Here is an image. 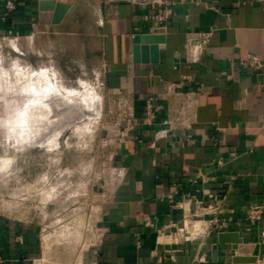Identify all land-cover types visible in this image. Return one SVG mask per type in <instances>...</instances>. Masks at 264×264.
Masks as SVG:
<instances>
[{
	"label": "crops",
	"instance_id": "obj_1",
	"mask_svg": "<svg viewBox=\"0 0 264 264\" xmlns=\"http://www.w3.org/2000/svg\"><path fill=\"white\" fill-rule=\"evenodd\" d=\"M159 26L158 61L134 62V35ZM0 39L21 54L75 57L102 86L110 167L90 193L103 235L87 264H227L237 250L219 232L174 240L191 196L230 210L219 214L225 232L259 242L264 260V212L246 218L264 202V0H76L57 25L38 21V0H0ZM49 205L37 218L0 199V264L80 256L79 238L44 239L61 220Z\"/></svg>",
	"mask_w": 264,
	"mask_h": 264
},
{
	"label": "rangeland",
	"instance_id": "obj_2",
	"mask_svg": "<svg viewBox=\"0 0 264 264\" xmlns=\"http://www.w3.org/2000/svg\"><path fill=\"white\" fill-rule=\"evenodd\" d=\"M14 48L10 40L0 39V88H3L0 89V199H4L7 204H20L23 210H28L29 207L35 208L34 210L37 218L43 216L45 212L44 206L50 204L49 213L53 211L55 215L54 219L61 218V220L51 224V226L45 227L44 233H52V238L54 240H65L67 244H72L79 238L78 248L80 250L85 241H87V237L91 240L92 236L90 230L91 226L89 225V215L92 210V195L90 193L97 183H100L101 178L108 175L110 167L107 160L108 152L104 149V142L107 141V136L102 134L105 128L104 126H107L109 123L102 120L101 111V114L98 115L97 111L94 110L96 108L90 107L91 109L88 110L90 104L93 103L96 105L94 100L93 102L91 101L92 103H89V106L86 105L87 110L81 106L82 104H86L87 99H91L90 97L94 95V93L96 96L98 94L102 96V86L96 79V75L91 70H86L75 57L71 59L56 56L51 57L47 56L44 50L42 55H35L33 53L21 54L17 48H15L16 50ZM18 67L24 68L21 69ZM17 70L22 71V73ZM43 70H47V72L50 71L48 74L50 73L51 76L54 74L57 81L53 78L52 83L55 85H48V90H44V92L38 93L34 88L37 94L34 92L35 90L32 89V87H34L32 84H34L36 81L35 79L38 78L37 73ZM23 72H25L24 74L26 75L28 74L27 76L22 75L24 80L23 78L20 79L22 77L20 74H23ZM1 74H3V76ZM30 77L33 79H29ZM9 80L11 82H9ZM17 80H20V82ZM8 83L11 84L9 85ZM60 84H62V86ZM53 87L55 89H53ZM21 88H23V90ZM56 88L58 92H56L57 95L63 92L61 94L62 97L56 96L54 93ZM16 90H18V92ZM30 90H34L31 93L39 98H37V102H39L42 96L44 98L46 95L45 97H48V99L44 98V100L46 99L45 101H49L52 105L49 106V108L45 107L49 109V111H46L44 110L45 108L41 106V103L33 102L31 104V106H33H30L31 112L37 115L36 112L40 110L38 113L40 112L44 117V113L42 112L45 111L48 113H45L48 115L47 120L50 121L46 122V116V118L43 119L42 117V119L39 120L40 122L43 120L44 123H42V125L46 126L42 128V125H40L41 129H37L36 134L39 133L38 136L41 135L43 137H39L42 139L41 143L35 142L33 144H26L25 142H16L18 137L15 138V135L18 136L19 132L22 130H18V132L17 130H10L14 124L6 122L5 118L12 117L13 115L17 118L21 115L25 108L23 103H29L27 100L33 97V95L31 96L30 94ZM22 92L25 93L23 94ZM66 93L72 95L80 93L82 99H78V102L74 98L76 101H74V104H72L69 109L68 107L61 109L62 107L59 104L67 100ZM49 94L51 96L54 94V97H58L61 102L56 100L57 98H52ZM63 96L66 97L65 100ZM5 97L9 102L5 101ZM51 98L56 100V103L54 101L53 104ZM22 99H24L25 102L22 101ZM13 100H15L14 102L16 103L21 101V103L19 102V105L14 107L10 105ZM41 102H43V100ZM75 102H78L79 105ZM93 104L92 106H95ZM58 106L61 110H58ZM52 107L54 111H52V109L50 111ZM35 114H33V116ZM1 120L5 123L1 122ZM35 123L37 124L39 122ZM20 125L23 124L20 123ZM44 129L46 131H44ZM55 135L57 136L55 140H53ZM23 143L25 144L22 146L21 144ZM86 214L87 218L85 217ZM95 216L96 214L93 215V217ZM77 220H79L78 224L76 223ZM93 228L95 229L96 227L93 225ZM55 232L59 234L56 236ZM76 258L77 256L73 258L71 263L75 262Z\"/></svg>",
	"mask_w": 264,
	"mask_h": 264
},
{
	"label": "built area",
	"instance_id": "obj_3",
	"mask_svg": "<svg viewBox=\"0 0 264 264\" xmlns=\"http://www.w3.org/2000/svg\"><path fill=\"white\" fill-rule=\"evenodd\" d=\"M7 7L11 9V6L9 5ZM252 65L255 67H260L261 64L258 62H254L252 63ZM146 106L148 109H151L152 106L151 99L147 100ZM201 179L203 182H207L210 180V178L206 175H201ZM207 196L209 200L214 199V193L212 192L208 193ZM192 201L196 205V208L194 210L191 208V204H190V202ZM206 202L207 201H205V199H197L191 196L189 198H186L185 202H181L180 204H178L183 208L184 212H183V222L181 224H173L175 226V230L173 234L175 241L178 240L184 242L194 241V240L202 239L208 236L209 234H212V232L214 231L220 233V232H225L228 229V223L230 219H221L219 217V214L223 212H231V211L224 210L221 205H215L211 202L209 203ZM94 211L95 210H92L93 224L90 225L91 226L90 229L95 235V240L91 241L87 237V241H85L83 247L80 250V253L81 252L82 253L75 260V262L69 264H87L85 260L89 258L87 256L89 250H91V248L97 244L98 239L101 238V236L103 235L102 230L98 228L96 225L97 223V221L95 220L96 216L93 217V215L96 214V212ZM263 212H264V202L260 204H253L246 211V218L252 222L256 220H261ZM93 225H96V229L93 228ZM55 233L56 236L59 234L57 232ZM88 233H89V228H88ZM51 237H52L51 233H44L45 240H49ZM256 263L264 264V260H258Z\"/></svg>",
	"mask_w": 264,
	"mask_h": 264
},
{
	"label": "water",
	"instance_id": "obj_4",
	"mask_svg": "<svg viewBox=\"0 0 264 264\" xmlns=\"http://www.w3.org/2000/svg\"><path fill=\"white\" fill-rule=\"evenodd\" d=\"M76 0H38V21L41 24H60ZM166 42V28L155 27L150 32L136 34L133 37V60L136 63H155L159 59L160 44ZM264 184V175L258 177ZM220 242H232L237 250L227 264H256L259 259L261 244L247 243L239 232H220Z\"/></svg>",
	"mask_w": 264,
	"mask_h": 264
},
{
	"label": "bare ground",
	"instance_id": "obj_5",
	"mask_svg": "<svg viewBox=\"0 0 264 264\" xmlns=\"http://www.w3.org/2000/svg\"><path fill=\"white\" fill-rule=\"evenodd\" d=\"M15 47V46H14ZM18 68H21V67H18ZM22 68H24V67H22ZM21 68V69H22ZM17 69V68H16ZM15 69V70H16ZM43 69V68H42ZM26 70V69H25ZM47 70H48V68H47ZM47 70H43V71H41V72H38L37 73V75H38V78L37 79H35L36 81H35V85L34 84H32L34 87H32V89H36L37 91H38V93L39 92H44V90H48V85H52V84H54V83H52V81H53V78H54V80L55 81H57L56 79H55V75H54V77H53V75L51 76V74L49 73L48 74V72H50V71H48L47 72ZM17 71H20V70H17ZM16 71V72H17ZM53 71V70H52ZM51 71V72H52ZM21 73H22V71H20ZM26 72V71H25ZM25 72H23V74H20L21 76L23 75V76H27L26 74H24ZM28 73H30V72H28ZM53 73V72H52ZM16 74V73H15ZM2 76H3V74H1ZM14 75V74H13ZM36 75V74H35ZM34 75V76H35ZM17 76H18V73H17ZM21 77L20 79H22L23 78V80H24V77ZM33 76V77H34ZM13 77V76H12ZM20 77V76H19ZM11 78V77H10ZM32 77H30L29 79H31ZM36 78V77H35ZM17 79H18V77H17ZM27 79V78H26ZM33 79V78H32ZM11 80V79H10ZM9 80V82H11ZM28 80V79H27ZM13 81V80H12ZM17 81H19L20 82V80H17ZM30 81V80H29ZM29 81H27V82H29ZM54 81V82H55ZM22 82V81H21ZM31 82V81H30ZM25 83V82H24ZM9 85L11 84V83H8ZM14 84V83H13ZM18 84V83H17ZM28 84V83H27ZM22 85V84H21ZM55 85V84H54ZM61 86H62V84H60ZM24 86V85H23ZM22 86V87H23ZM57 86V85H56ZM12 87V86H11ZM10 87V88H11ZM20 87V86H19ZM52 87V86H51ZM13 88V87H12ZM24 88V87H23ZM23 88H21L22 90H23ZM47 88V89H46ZM61 88V87H60ZM0 89H3V88H0ZM5 89V88H4ZM26 89V88H25ZM31 89V88H30ZM34 89V90H35ZM53 89H55L54 87H53ZM63 89V88H62ZM9 90V89H8ZM14 90V89H13ZM21 90V91H22ZM34 90H30V94H31V96L33 95V97L32 98H29L27 101H29V103H23L24 104V110H23V112L21 113V115H19L17 118L16 117H14V115L12 116V117H7V118H5V121L6 122H9V123H12V124H14L11 128H10V130H17V132H18V130H25V131H21V132H19V134H18V136L17 135H15V138H17L18 137V140L16 141V142H25L26 144L27 143H31V144H33V143H35V142H40L41 143V141H42V139H40L42 136L41 135H39L38 136V134H36L37 133V129L38 130H40L41 129V127L42 128H44V127H46V126H43L42 125V123H44L43 122V120L40 122L39 120H41L42 119V115H41V113L39 112L38 113V111H40V110H38L36 113H37V115L34 113V112H31V107H33V106H31V104L33 103V102H37V100L39 99L37 96H35L34 94H32L31 92L32 91H34ZM36 90L34 91V92H36ZM61 90V89H60ZM15 91V90H14ZM17 92H18V90H16ZM21 91H20V93H21ZM50 91V90H49ZM59 91V90H58ZM63 91V90H62ZM69 91V90H68ZM68 91H65V92H68ZM74 91V90H73ZM11 92H13V91H11ZM26 92V91H25ZM24 92V93H25ZM57 88H56V90H55V94H56V96H61L62 97V93L60 94L59 93V95H57ZM60 92V91H59ZM72 92V91H71ZM76 92H78V91H76ZM8 93H9V91H8ZM16 93V92H15ZM23 93V92H22ZM23 93V94H24ZM37 93V92H36ZM37 93V94H38ZM52 93V92H51ZM69 93H70V91H69ZM72 93H74V92H72ZM12 94H14V93H12ZM19 94V93H18ZM67 95V100H65V96H63V98H64V100H65V102L63 101V102H61L59 99H58V97H54L55 95L54 94H52L53 96H51L50 94V96L53 98H55L56 100H58V101H60L61 102V104H59L61 107V109H64V107H68V109L70 108V106H72V104H74V101H78L79 102V100L78 99H82V95L79 93V94H77V95H72V94H68V93H66ZM74 94H76V93H74ZM11 95V94H10ZM45 95V94H44ZM22 96H24V95H22ZM40 96V95H39ZM46 96V95H45ZM44 96V98H47L48 99V97H45ZM48 96V95H47ZM8 97H10V96H8ZM13 97H14V95H13ZM27 97H29V96H27ZM61 97H59V98H61ZM12 98V97H11ZM16 98H17V96H16ZM19 98V97H18ZM38 98V99H37ZM44 98H43V96L40 98V100H39V102H37V103H41L42 105V107H46V108H49V106H51L52 104L49 102V101H45L44 100ZM51 98V100H52V102H53V104H54V101H55V103H56V100H54V99H52ZM63 98H61V99H63ZM76 100H75V99ZM91 99H87V102H86V104H82L81 106H82V108H86V105L87 106H89V103H92L93 102V100L95 101V103H96V105L95 104H93V105H95V106H92V104H90V106H89V109L88 110H90L91 108L90 107H92V108H96V109H94V110H96L97 111V114L99 115L100 114V111H101V99L99 98V97H97L96 95H95V93H94V95H92L91 97H90ZM14 99V98H13ZM20 99V98H19ZM19 99H17V100H19ZM50 99V98H49ZM12 100V99H11ZM43 100V102H41ZM72 100V101H71ZM5 101H7L6 100V97H5ZM15 100H13V102L12 101H10V102H12V104H10V105H12V106H14V107H16L17 105H19V102L21 103V101H19V102H14ZM22 101H24V99H22ZM32 101V102H31ZM92 101V102H91ZM7 102H9V101H7ZM25 102V101H24ZM70 102H72V103H70ZM76 103V104H78L79 105V103ZM35 104V103H34ZM33 104V105H34ZM22 105V104H21ZM28 105V106H27ZM31 106V107H30ZM38 106H40V105H38ZM38 106H36V107H38ZM55 106V105H54ZM57 106V105H56ZM27 107V108H26ZM36 107H34V108H36ZM41 107V108H42ZM21 108H23V107H21ZM44 108H42V109H44ZM44 109V110H48L49 111V109ZM81 108V107H80ZM7 109V108H6ZM30 109V110H29ZM51 109H52V111H54L53 110V107L52 108H50V111H51ZM61 109H59V106H58V110H61ZM22 110V109H21ZM37 110V109H36ZM86 110H87V108H86ZM33 111V110H32ZM57 111V110H56ZM63 111V110H62ZM15 112H18V111H15ZM42 112V111H41ZM92 112V111H91ZM19 113V112H18ZM42 113H44V117H43V119L44 118H46V122H48V121H50V120H47L48 119V115H46L45 113H47V112H42ZM50 113V112H49ZM53 113V112H52ZM51 113V114H52ZM93 113V112H92ZM11 114V113H10ZM33 114H35L34 116H33ZM48 114V113H47ZM23 115V116H22ZM50 115V114H49ZM46 116V117H45ZM49 117H51V116H49ZM52 119V118H51ZM1 122H4V121H2L1 120ZM35 122H39V123H35ZM5 123V122H4ZM3 123V124H4ZM20 123H22L23 125H20ZM33 123H35V124H33ZM2 124V126L4 127V125ZM36 125H37V127H36ZM38 125H39V127H38ZM40 125H42L41 127H40ZM45 125H46V123H45ZM6 126V125H5ZM63 128V127H62ZM7 129V128H6ZM9 130V131H10ZM43 130V129H42ZM8 131V130H7ZM34 131H36V132H34ZM44 131H46L45 129H44ZM45 133V132H44ZM60 133V132H59ZM9 136V135H8ZM7 136V137H8ZM41 136V137H40ZM56 136L57 135H55L54 136V139L53 140H55V138H56ZM58 136H59V134H58ZM12 137V136H11ZM40 137V138H39ZM43 138V137H42ZM55 142V141H54ZM25 143H23V144H21L22 146L25 144ZM56 143V142H55ZM19 144V143H18ZM38 144V143H37Z\"/></svg>",
	"mask_w": 264,
	"mask_h": 264
}]
</instances>
